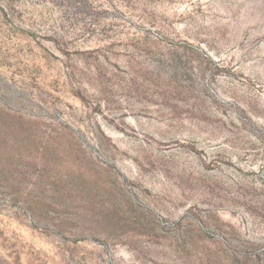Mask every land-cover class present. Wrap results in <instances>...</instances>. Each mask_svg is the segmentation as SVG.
<instances>
[{
	"label": "rangeland",
	"instance_id": "obj_1",
	"mask_svg": "<svg viewBox=\"0 0 264 264\" xmlns=\"http://www.w3.org/2000/svg\"><path fill=\"white\" fill-rule=\"evenodd\" d=\"M0 264H264V0H0Z\"/></svg>",
	"mask_w": 264,
	"mask_h": 264
}]
</instances>
